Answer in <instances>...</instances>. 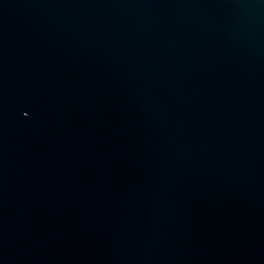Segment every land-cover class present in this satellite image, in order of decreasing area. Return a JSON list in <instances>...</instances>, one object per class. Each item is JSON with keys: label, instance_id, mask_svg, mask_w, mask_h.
Segmentation results:
<instances>
[{"label": "water", "instance_id": "obj_1", "mask_svg": "<svg viewBox=\"0 0 264 264\" xmlns=\"http://www.w3.org/2000/svg\"><path fill=\"white\" fill-rule=\"evenodd\" d=\"M0 264H264V0H0Z\"/></svg>", "mask_w": 264, "mask_h": 264}]
</instances>
